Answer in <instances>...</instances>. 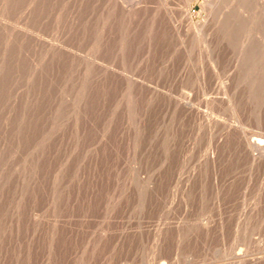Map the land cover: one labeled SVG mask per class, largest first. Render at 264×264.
Here are the masks:
<instances>
[{
	"label": "rangeland",
	"instance_id": "obj_1",
	"mask_svg": "<svg viewBox=\"0 0 264 264\" xmlns=\"http://www.w3.org/2000/svg\"><path fill=\"white\" fill-rule=\"evenodd\" d=\"M262 1L0 0V264H264Z\"/></svg>",
	"mask_w": 264,
	"mask_h": 264
},
{
	"label": "bare ground",
	"instance_id": "obj_2",
	"mask_svg": "<svg viewBox=\"0 0 264 264\" xmlns=\"http://www.w3.org/2000/svg\"><path fill=\"white\" fill-rule=\"evenodd\" d=\"M30 1L32 2L31 4L33 5V2H35L36 0H28L29 3H30ZM37 1H38V0H37ZM141 1H142V0H124V3H125V5H126L127 8H130V9H131V8H134V9H135V7H136L135 5H136L138 2L141 3ZM254 1H255V0H254ZM259 1H260V0H259ZM115 2H116V1H115ZM115 2H114V3H115ZM120 2H121V0H120ZM256 2H257V1H256ZM262 2H263V1H262ZM117 3H118V2H117ZM121 3H122V2H121ZM143 3H144V2H143ZM251 3H252V1H251ZM254 3H255V2H254ZM258 3H259V2H258ZM263 3H264V2H263ZM263 3H262V4H263ZM120 5H121V4H120ZM125 5H124V6H125ZM137 5L139 6V3H138ZM142 5H143V4H142ZM134 6H135V7H134ZM138 6H137V7H138ZM261 6H262V5H261ZM139 8H140V6H139ZM127 10H129V9H127ZM168 12H169V10H168ZM182 12L184 13V9H183ZM185 13H186V12H185ZM185 13H184V15H186ZM170 14H171V11H170ZM238 14H239V12H238ZM184 15H183V16H184ZM170 16H171V15H170ZM183 16H182V17H183ZM182 17H181V18H182ZM186 17H187V16H186ZM185 21H186V20H185ZM186 22H187V21H186ZM189 22H190V21H189ZM252 150H253V149H252ZM254 151H255V149H254ZM250 152H251V150H250ZM255 152H257V151H255ZM251 153H252L251 155H253V156L256 155V154H253V152H251ZM259 155H260V154H259ZM261 155H262V154H261Z\"/></svg>",
	"mask_w": 264,
	"mask_h": 264
}]
</instances>
